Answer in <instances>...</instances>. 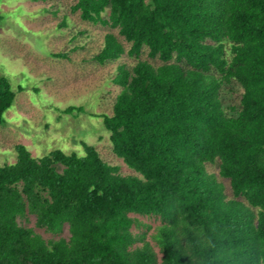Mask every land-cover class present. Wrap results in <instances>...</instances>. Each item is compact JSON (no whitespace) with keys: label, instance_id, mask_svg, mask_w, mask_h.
I'll return each mask as SVG.
<instances>
[{"label":"trees","instance_id":"trees-1","mask_svg":"<svg viewBox=\"0 0 264 264\" xmlns=\"http://www.w3.org/2000/svg\"><path fill=\"white\" fill-rule=\"evenodd\" d=\"M71 9L128 43L107 32L94 62L135 59L117 63L112 113L100 115L113 152L138 175L118 173L85 141L82 155L33 156L16 143V160L0 164V264H264V0H76ZM236 89L238 102L225 103ZM14 97L0 75V123ZM75 109L84 111L63 112ZM215 162L220 179L206 169ZM26 213L52 234L66 224L68 236L45 240L18 223ZM132 213L160 218L159 257L132 232Z\"/></svg>","mask_w":264,"mask_h":264},{"label":"rangeland","instance_id":"rangeland-1","mask_svg":"<svg viewBox=\"0 0 264 264\" xmlns=\"http://www.w3.org/2000/svg\"><path fill=\"white\" fill-rule=\"evenodd\" d=\"M75 1L0 0V75L9 80L15 92L13 103L2 114L0 123V164L16 160V143L23 144L33 156H43L53 149L82 155L81 141H85L106 162L116 166L118 173L138 175L113 152L109 131L100 115L112 113L120 86L110 77L117 63L135 59L122 55L111 63L94 62L92 55L107 32L116 34L125 46L128 43L117 28L82 21L78 12L71 9ZM62 14L68 15L63 28L58 25L64 18ZM82 28L86 36L71 39ZM60 52L66 55L57 56ZM139 58L150 60L146 51ZM239 95L236 89L223 101L237 103ZM67 106H82L84 111L63 112ZM206 169L218 177L217 162L208 163ZM221 180L227 185L226 179ZM131 216L137 218L132 232H144L159 257L161 252L152 234L161 223L160 218L133 213ZM17 221L45 240L69 234L66 224L58 234L37 227L31 213L18 217Z\"/></svg>","mask_w":264,"mask_h":264}]
</instances>
